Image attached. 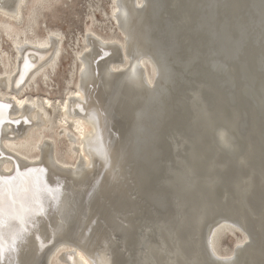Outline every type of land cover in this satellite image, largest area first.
Segmentation results:
<instances>
[{"label": "bare ground", "instance_id": "obj_1", "mask_svg": "<svg viewBox=\"0 0 264 264\" xmlns=\"http://www.w3.org/2000/svg\"><path fill=\"white\" fill-rule=\"evenodd\" d=\"M68 1L0 0V264H264V0H80L51 92Z\"/></svg>", "mask_w": 264, "mask_h": 264}, {"label": "rangeland", "instance_id": "obj_2", "mask_svg": "<svg viewBox=\"0 0 264 264\" xmlns=\"http://www.w3.org/2000/svg\"><path fill=\"white\" fill-rule=\"evenodd\" d=\"M79 2H80V0H78L76 2V4L78 5ZM77 5L76 6H72V5H70V3L68 1L67 2V5L63 6V8H62V7H59V6H61L59 4L58 7H57V8H61V12L59 13L60 15L58 14V17L59 18L57 20H53V19L49 18V16H47L44 19V26L45 25L48 26V27H55L56 26L57 28L61 29L64 32V34H65L64 42L66 44V46H65L66 52H64L62 54V57H60V60L58 62V66L56 68V71H57L56 73H57L58 76L57 75L52 76V78L54 79V82H53V87L50 88V91L51 92H53V91L54 92H57L62 87V78L63 77H66V70H68V66L66 64L67 63V60H68V58H67V52L71 53L70 52V49L68 47V42H69V40L71 38H74L75 36H78L79 33L82 30L81 29L82 28V23H81V19L80 18L83 16L84 7H83V3H82L81 6L80 5L77 6ZM67 10H68V12H67ZM74 13H76L77 15L76 14L74 15ZM96 16H97L98 20L101 19L98 16V14H96ZM77 18H78V20H77ZM54 21H57V22H54ZM5 48H7V47L4 44L3 45V49H5ZM64 57H66V58H64ZM48 84H50V83L48 82ZM53 97L56 98V99H61V96L58 95V94L53 95ZM224 243H226L227 246H230L231 245V243L229 241H226V240L224 241Z\"/></svg>", "mask_w": 264, "mask_h": 264}, {"label": "snow or ice", "instance_id": "obj_3", "mask_svg": "<svg viewBox=\"0 0 264 264\" xmlns=\"http://www.w3.org/2000/svg\"><path fill=\"white\" fill-rule=\"evenodd\" d=\"M25 69H27V64H25ZM2 115V113H0ZM31 182L30 177L22 178V193H17L15 196L11 194V190L8 184H6L5 179L0 177V228L4 227L5 221L3 219L4 209V197H8L9 207L11 209L10 219H17L24 223V216L28 213L35 211V209L29 203V197L27 196V185ZM17 206L18 210H17ZM3 247L2 243H0V255H2Z\"/></svg>", "mask_w": 264, "mask_h": 264}]
</instances>
